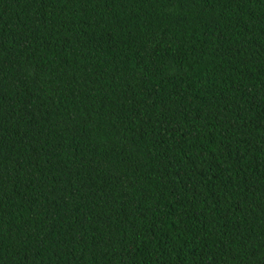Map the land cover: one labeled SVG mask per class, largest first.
I'll return each instance as SVG.
<instances>
[{
	"label": "trees",
	"instance_id": "obj_1",
	"mask_svg": "<svg viewBox=\"0 0 264 264\" xmlns=\"http://www.w3.org/2000/svg\"><path fill=\"white\" fill-rule=\"evenodd\" d=\"M0 264H264V0H0Z\"/></svg>",
	"mask_w": 264,
	"mask_h": 264
},
{
	"label": "rangeland",
	"instance_id": "obj_2",
	"mask_svg": "<svg viewBox=\"0 0 264 264\" xmlns=\"http://www.w3.org/2000/svg\"><path fill=\"white\" fill-rule=\"evenodd\" d=\"M192 3L197 4L198 0H190Z\"/></svg>",
	"mask_w": 264,
	"mask_h": 264
}]
</instances>
